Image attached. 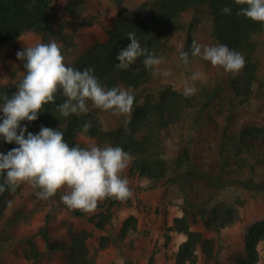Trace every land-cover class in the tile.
<instances>
[{"label":"rangeland","instance_id":"1","mask_svg":"<svg viewBox=\"0 0 264 264\" xmlns=\"http://www.w3.org/2000/svg\"><path fill=\"white\" fill-rule=\"evenodd\" d=\"M149 0H52L57 25L65 39L75 46L66 47L60 38L45 39L34 32H24L0 50V80L15 85L25 74V61L17 59L16 53L25 46L37 42L61 43L66 62L78 60L96 42L107 38L117 17L126 11H136ZM75 2V14L68 6ZM194 23V40L201 44H218L214 33V16L207 4L187 10L182 18V27L175 31L169 42L171 51L165 55L166 63L161 69H170L171 77L153 76L151 81L134 90L135 102L142 104L147 98L157 97L168 87L183 95L185 81L195 71L203 73L196 82L198 91L183 97L188 105L185 121L173 127L169 139L167 156L170 168L163 179L140 181L132 160L125 170L133 197L126 201L107 198L99 202L95 211L78 216L66 208L60 194L45 201L35 195L28 184H21L11 193L1 212L0 235L15 212H31V221L24 220L17 235L9 241L0 237V264H69V251L62 246L71 243L73 232L89 230L90 255L94 264H177V255L188 235L174 229L175 219L189 215L190 228L203 236L198 244L197 264H233L237 258L247 255L246 238L250 227L264 220V190L242 185L219 186L216 183L187 174V166H179L177 155L181 146L194 144V167L220 175L224 179L264 180V152H248L239 139L248 127L264 126V31L256 33L255 49L242 53L246 64L252 62L256 68V79L251 87L245 85V70L233 76L210 62L189 54L187 66L179 60L178 45L186 51L187 29ZM123 87V86H122ZM125 88V87H124ZM100 124L106 129L129 125L133 118L114 116L92 106ZM0 117L3 114L0 113ZM86 140V138H85ZM108 146V145H104ZM226 206L235 208L232 219L219 229H209L205 220L213 217L214 210L220 212L218 223L225 217ZM102 219L108 216L105 229L97 228L90 216ZM134 215L137 228L121 237L124 222ZM49 237V240H48ZM211 242V254L206 253L205 242ZM102 243L106 244L101 248ZM54 247L57 250H51ZM260 260L264 264V240L258 245ZM122 250L132 257L126 262Z\"/></svg>","mask_w":264,"mask_h":264},{"label":"trees","instance_id":"2","mask_svg":"<svg viewBox=\"0 0 264 264\" xmlns=\"http://www.w3.org/2000/svg\"><path fill=\"white\" fill-rule=\"evenodd\" d=\"M202 4H207L214 16V33L218 44H225L240 53L255 49L254 35L264 31V24L236 15L242 6L237 5L235 0H149L136 11L121 13L114 26L109 30L107 38L96 42L71 64L79 70L86 67L93 68L95 75L105 88L123 86L133 90L139 89L148 84L153 77L151 71L143 64L144 57L138 58L127 70L116 67L119 63L116 59L119 50L130 43L127 33L135 32L141 46L147 47L150 53L154 52L157 56H165L172 49L169 42L171 35L182 27L183 14ZM226 6L232 9L230 15L221 11ZM75 7V2L70 3L68 6L70 13H76ZM24 32H34L45 39L60 38L66 42L67 48L76 45L74 41L65 39L62 29L58 27L52 0H0V50ZM193 41L194 23L191 22L186 38V51L189 54H191ZM245 68V85L249 90L256 79V68L250 61L247 62ZM15 91L14 83L4 84L0 80V93H7L11 96ZM65 99L61 93H57L55 102L46 104L36 121H22L21 127L27 126L28 132L33 134H38L41 126L54 130L58 128L64 133V140L70 146L77 144L81 147L91 144L101 147L104 145L120 146L132 155L140 181L158 180L167 176L170 165L165 154L169 139L173 135L172 129L185 121L188 107L185 98L179 91L168 87L157 97L147 98L142 104L135 102L133 118L129 125L116 129H106L100 124L92 112L91 102H89L87 114L61 116L57 111V106ZM0 121H2L1 117ZM87 121L92 122V128L88 133H83L82 125ZM239 142L242 144V148L248 152L263 153L264 126L246 128L242 132ZM15 147L18 145L14 142L6 143L4 138L0 137V153L6 154ZM194 159V144L180 147L177 162L181 167L187 166L188 175L216 183L219 186L238 184L251 189L264 190V180L256 182L252 179H224L220 175L197 170L193 164ZM2 180L3 178L0 177V182ZM10 195L9 191L0 194V218ZM70 211L78 216L86 215L85 212L79 210ZM234 212L233 206H226L225 217L220 224L218 223L220 212L214 210L213 217H208L205 220V226L209 229H219L232 219ZM31 214L26 210L15 212L13 218L2 230L1 240L5 242L15 238L19 225L24 220L31 221ZM89 220L97 228L105 229L109 217L104 216L99 220L93 215L89 217ZM137 222L138 219L131 215L124 222L121 237L125 238L132 229H136ZM173 228L188 235V239L179 249L177 264H197L196 251L198 244L203 240L202 233L191 230L187 213L175 219ZM91 236L92 232L89 230L73 232L71 243L60 247L62 250L70 252L69 264H94L88 246V239ZM262 240H264V220L258 221L250 227L246 238L247 255L237 258L233 264H258L260 260L258 245ZM210 245L211 242H205L208 256L211 254L212 247H209ZM105 247L106 244L102 243L101 248ZM51 250L57 249L51 247ZM121 254L126 262H131L132 257L124 250Z\"/></svg>","mask_w":264,"mask_h":264},{"label":"clouds","instance_id":"3","mask_svg":"<svg viewBox=\"0 0 264 264\" xmlns=\"http://www.w3.org/2000/svg\"><path fill=\"white\" fill-rule=\"evenodd\" d=\"M235 3L242 6L236 15L264 24V0H235ZM221 11L232 13L228 6ZM127 37L130 43L119 50L117 68L127 70L138 58L144 57L143 64L154 77L173 75L170 69L160 67L166 58L142 47L135 32L127 33ZM183 49L182 44L178 45L179 60L187 66L189 53ZM190 51L192 57L208 61L233 76L246 64L242 53L225 44H201L194 40ZM16 56L25 61V74L11 96L0 93L3 114L0 137L18 147L6 154L0 153V177L3 178L0 194L14 193L21 184H28L39 199L47 201L60 194L61 202L69 210L85 213L95 211L99 202L107 198L119 201L132 198L133 190L123 175L133 160L129 152L111 145L70 146L58 128L41 126L40 132L33 134L27 126L21 127V122L36 121L44 106L54 103L57 93H61L66 99L57 106V111L63 117L87 114L91 102L96 109L126 117L125 123H128L135 103L134 90L120 86L105 88L93 68L79 70L66 62L62 45L55 40L25 46ZM202 77L200 71L188 77L183 88L185 97L197 93L196 82ZM91 128L92 122L87 121L82 125V132L88 133Z\"/></svg>","mask_w":264,"mask_h":264}]
</instances>
